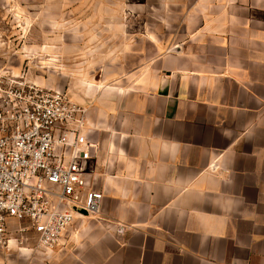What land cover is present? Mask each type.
Here are the masks:
<instances>
[{
	"label": "crops",
	"instance_id": "obj_1",
	"mask_svg": "<svg viewBox=\"0 0 264 264\" xmlns=\"http://www.w3.org/2000/svg\"><path fill=\"white\" fill-rule=\"evenodd\" d=\"M191 1L180 39L128 42L70 97L100 211L24 264H264V0Z\"/></svg>",
	"mask_w": 264,
	"mask_h": 264
},
{
	"label": "built area",
	"instance_id": "obj_2",
	"mask_svg": "<svg viewBox=\"0 0 264 264\" xmlns=\"http://www.w3.org/2000/svg\"><path fill=\"white\" fill-rule=\"evenodd\" d=\"M86 112L63 91L0 70V246L53 248L77 215L99 214L103 193L87 187L83 166L94 147Z\"/></svg>",
	"mask_w": 264,
	"mask_h": 264
},
{
	"label": "rangeland",
	"instance_id": "obj_3",
	"mask_svg": "<svg viewBox=\"0 0 264 264\" xmlns=\"http://www.w3.org/2000/svg\"><path fill=\"white\" fill-rule=\"evenodd\" d=\"M191 2L0 0V70L73 97L83 85L117 76V57L128 42L145 36L169 46L180 39ZM18 247L35 244L0 246V264H24L15 257Z\"/></svg>",
	"mask_w": 264,
	"mask_h": 264
},
{
	"label": "water",
	"instance_id": "obj_4",
	"mask_svg": "<svg viewBox=\"0 0 264 264\" xmlns=\"http://www.w3.org/2000/svg\"><path fill=\"white\" fill-rule=\"evenodd\" d=\"M78 210L83 212L84 214H87V212L84 209H82V208H79Z\"/></svg>",
	"mask_w": 264,
	"mask_h": 264
}]
</instances>
